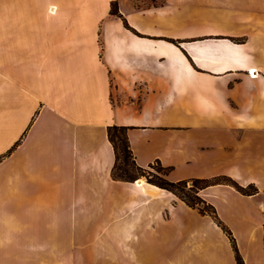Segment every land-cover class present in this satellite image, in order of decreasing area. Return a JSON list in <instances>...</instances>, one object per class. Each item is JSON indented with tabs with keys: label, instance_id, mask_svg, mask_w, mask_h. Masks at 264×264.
Returning <instances> with one entry per match:
<instances>
[{
	"label": "crops",
	"instance_id": "0c3cea01",
	"mask_svg": "<svg viewBox=\"0 0 264 264\" xmlns=\"http://www.w3.org/2000/svg\"><path fill=\"white\" fill-rule=\"evenodd\" d=\"M113 125L140 167L257 187L214 206L260 193L264 0H0V264H147L187 208L113 178Z\"/></svg>",
	"mask_w": 264,
	"mask_h": 264
},
{
	"label": "rangeland",
	"instance_id": "374dc122",
	"mask_svg": "<svg viewBox=\"0 0 264 264\" xmlns=\"http://www.w3.org/2000/svg\"><path fill=\"white\" fill-rule=\"evenodd\" d=\"M111 12L113 15H120L116 1L111 2ZM191 15V10H186L180 12L175 20L180 22L185 17L190 18ZM254 152L257 151L254 150ZM257 154L260 155V150ZM257 157L259 166L252 169V173L262 187V191L257 195L249 198L241 197L231 191L220 189L218 194L212 196L214 206L204 195L205 188L198 191L201 198L216 208L219 218L231 231V236H228L210 215L200 213L197 208L189 206L182 200L183 195L187 198L196 196L191 188L193 179H186L188 183L183 191L182 188L176 191L177 194L168 191L172 194L170 198L174 206L180 204L187 209L182 210L178 221L173 226L158 229L161 233L160 231L152 232L151 240L147 238L148 250H146L145 258L141 257H144L142 252L139 256L141 260H146L147 264H237L232 247V238H234L244 264H264V224L260 226L264 221V150L262 155ZM157 167L154 163L153 167L147 168L149 172L156 175L152 178L153 180L159 181V177H162L174 181L171 171ZM187 174L192 173L175 174V176ZM151 177L145 174L138 179L144 178L147 181ZM245 188L247 192H251L257 187L252 184ZM201 206L210 210L206 204ZM166 215H168L167 218L170 217L169 213ZM156 221L159 225L161 224V221Z\"/></svg>",
	"mask_w": 264,
	"mask_h": 264
},
{
	"label": "trees",
	"instance_id": "16d2710c",
	"mask_svg": "<svg viewBox=\"0 0 264 264\" xmlns=\"http://www.w3.org/2000/svg\"><path fill=\"white\" fill-rule=\"evenodd\" d=\"M127 24V23H126ZM128 127L126 126H109L107 133L108 138L114 148L115 155H116V161L114 164V167L112 169V176L114 179L122 180V181H129L134 182L136 181L140 176H143L145 174L151 175V178H148L147 181L151 184H155L161 188H164L166 190L173 191L176 193V191L181 190L187 186L188 180H179V181H170L165 178L159 177V181L153 180L152 178L156 175L149 172L147 168L140 167L133 156V152L130 147V142L127 135ZM155 164L158 166V169H165L168 171H171V168L163 167L160 162H155ZM153 167V164L150 165ZM148 171V172H147ZM193 186L191 187L192 190H194L196 196L195 198H187L185 195H183L182 200H184L189 206L197 208L200 213L210 215L215 222L223 229V231L228 235L231 236L232 233L229 230L228 227L223 223V221L219 218L216 208L210 204L207 203V201L203 198H201L198 195V191L200 189H204L210 185H214L217 183L221 184H227L235 187L239 192L243 194H255L257 193V188H254L253 191L247 192L243 186L239 185L235 180H233L230 177L227 176H221L217 178H211V179H193ZM177 194V193H176ZM201 204H206L210 210H208L206 207L201 206ZM232 247L235 252L236 261L238 264H244L240 253L238 251V248L236 246L234 238H232Z\"/></svg>",
	"mask_w": 264,
	"mask_h": 264
},
{
	"label": "bare ground",
	"instance_id": "6f19581e",
	"mask_svg": "<svg viewBox=\"0 0 264 264\" xmlns=\"http://www.w3.org/2000/svg\"><path fill=\"white\" fill-rule=\"evenodd\" d=\"M146 179L141 178V179H137L136 182H138L139 184H143L145 183Z\"/></svg>",
	"mask_w": 264,
	"mask_h": 264
},
{
	"label": "built area",
	"instance_id": "2783aa9c",
	"mask_svg": "<svg viewBox=\"0 0 264 264\" xmlns=\"http://www.w3.org/2000/svg\"><path fill=\"white\" fill-rule=\"evenodd\" d=\"M251 74L254 75L253 72Z\"/></svg>",
	"mask_w": 264,
	"mask_h": 264
}]
</instances>
